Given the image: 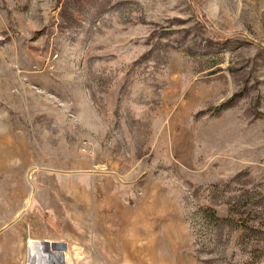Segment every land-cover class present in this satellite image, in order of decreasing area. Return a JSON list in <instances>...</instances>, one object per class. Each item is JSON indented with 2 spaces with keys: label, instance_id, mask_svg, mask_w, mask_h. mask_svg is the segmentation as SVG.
Returning a JSON list of instances; mask_svg holds the SVG:
<instances>
[{
  "label": "rangeland",
  "instance_id": "obj_1",
  "mask_svg": "<svg viewBox=\"0 0 264 264\" xmlns=\"http://www.w3.org/2000/svg\"><path fill=\"white\" fill-rule=\"evenodd\" d=\"M264 264V0H0V264Z\"/></svg>",
  "mask_w": 264,
  "mask_h": 264
},
{
  "label": "bare ground",
  "instance_id": "obj_2",
  "mask_svg": "<svg viewBox=\"0 0 264 264\" xmlns=\"http://www.w3.org/2000/svg\"><path fill=\"white\" fill-rule=\"evenodd\" d=\"M32 263L31 264H45V256L42 253L31 252L30 254Z\"/></svg>",
  "mask_w": 264,
  "mask_h": 264
}]
</instances>
